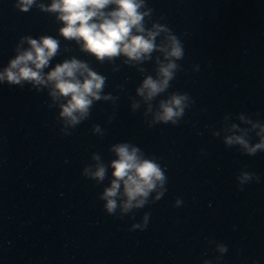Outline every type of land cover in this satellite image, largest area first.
Wrapping results in <instances>:
<instances>
[{
	"label": "water",
	"instance_id": "1",
	"mask_svg": "<svg viewBox=\"0 0 264 264\" xmlns=\"http://www.w3.org/2000/svg\"><path fill=\"white\" fill-rule=\"evenodd\" d=\"M4 2L21 39L59 41L45 73L74 58L105 77L101 95L111 99L95 101L88 118L70 130L93 165L106 167L108 187L113 179L109 165L117 158L111 149L117 144L136 146L167 168L165 196L152 203L153 192L143 209L128 214L134 223L151 214L140 232L163 264L214 259L215 244L209 246L208 240L227 245L223 264H264V153L249 157L238 145H225L228 136L241 132L250 144L260 140V129L252 125H264V0H145L141 11L151 10L145 27L166 25L185 50L169 88L151 101L152 112L137 89L145 78L157 79L161 53L141 62H125L123 56L98 62L59 35L63 25L55 13L35 5L22 13L14 7L16 0ZM37 3L47 7L51 0ZM176 92L193 100L182 120L175 127L152 124L160 101ZM241 115L251 123L241 122ZM233 124L241 131H232ZM242 171L260 181L238 190L236 176ZM178 198L183 205L172 207Z\"/></svg>",
	"mask_w": 264,
	"mask_h": 264
},
{
	"label": "clouds",
	"instance_id": "2",
	"mask_svg": "<svg viewBox=\"0 0 264 264\" xmlns=\"http://www.w3.org/2000/svg\"><path fill=\"white\" fill-rule=\"evenodd\" d=\"M34 5L42 12L55 13L56 19L63 25L59 35L65 40H74L82 52L90 54L98 62L112 61L119 56L126 57L125 62H141L148 60L153 52L161 53L163 62L158 60L157 79L149 76L137 89V94L149 103L148 111L152 112L151 101L169 88L178 68L176 62L184 58L185 50L182 40L166 25L153 23L150 29L145 27V17L150 16L151 12L141 11L145 8V0H51L47 7L37 3V0H16L14 7L27 13ZM24 44L28 47L23 48ZM58 48L59 41L51 36H41L39 39L23 37L16 48L15 57L0 70V85L7 83L9 86L23 87L30 84L37 91L41 87L49 89V96L58 103L64 134L69 135L67 129L75 128L86 120L95 101L109 100L111 97L101 95L105 77L91 70L85 62L74 58L65 60L45 73ZM192 105L193 100L188 93H172L166 100L160 101L158 110L153 113L152 124L175 127ZM239 119L243 123H251L243 115ZM252 127L260 129L257 133L259 143L250 144L245 138L246 133L241 132L240 135L228 136L225 145H238L249 157L258 152L264 153V125L253 124ZM231 130L241 131L235 124ZM95 131L98 132L99 128ZM111 151L117 157L109 165L113 179L99 197L104 202L103 210L107 215L122 219L133 210L143 209L153 192L152 203L165 196L167 168L162 167L156 158H146L138 147L129 143L114 145ZM93 159L99 160V157L94 156ZM106 172L104 165L97 164L94 168L86 167L82 175L99 183L105 179ZM253 181L259 182L260 177L248 171L236 176L240 191ZM182 205L183 201L178 198L172 207L180 208ZM150 215L145 212L140 222L133 223L129 231H144ZM207 244H215L218 255L212 260H204L203 264H223V257L228 252L227 245L214 240H208Z\"/></svg>",
	"mask_w": 264,
	"mask_h": 264
}]
</instances>
